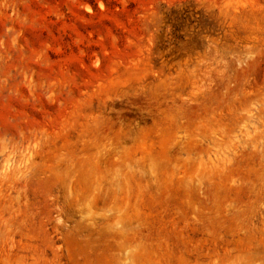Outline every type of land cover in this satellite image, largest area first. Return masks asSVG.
<instances>
[{
	"label": "rangeland",
	"instance_id": "1",
	"mask_svg": "<svg viewBox=\"0 0 264 264\" xmlns=\"http://www.w3.org/2000/svg\"><path fill=\"white\" fill-rule=\"evenodd\" d=\"M0 264H264V0H0Z\"/></svg>",
	"mask_w": 264,
	"mask_h": 264
}]
</instances>
